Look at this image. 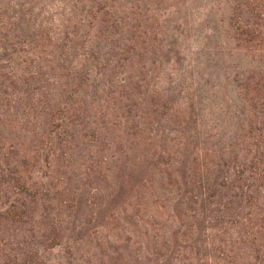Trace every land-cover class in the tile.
<instances>
[{
    "label": "trees",
    "instance_id": "obj_1",
    "mask_svg": "<svg viewBox=\"0 0 264 264\" xmlns=\"http://www.w3.org/2000/svg\"><path fill=\"white\" fill-rule=\"evenodd\" d=\"M84 7L92 26L98 2ZM96 36L68 32L74 45L50 54L45 45L56 41L35 35V60L16 34L0 46V264H38L41 249L77 229L80 206L85 223L97 218L107 232L102 241L99 230L87 235L99 258L86 264H264V81L236 144L214 152L185 132L187 112L144 95L141 84H89L73 55L81 48L82 61L92 60ZM37 60L55 61L54 82L30 68ZM157 113L174 128L152 127ZM13 122L21 141L5 133L17 132ZM121 217L124 228L107 226ZM21 223L28 228L6 234Z\"/></svg>",
    "mask_w": 264,
    "mask_h": 264
},
{
    "label": "rangeland",
    "instance_id": "obj_2",
    "mask_svg": "<svg viewBox=\"0 0 264 264\" xmlns=\"http://www.w3.org/2000/svg\"><path fill=\"white\" fill-rule=\"evenodd\" d=\"M93 1L98 2L99 15L90 26L84 6ZM78 30L97 35L92 60L82 61L81 48L73 55V65L80 62L90 73L89 84L104 87L108 80L113 86L139 83L144 95L154 93L182 113L187 112L185 132L194 130L190 135L194 134L195 144L214 152L223 148L226 153L236 144L243 121L251 116L256 82L264 81V0H0L2 48L6 46L4 37L16 34L35 60L42 51L33 43L35 35L47 32L57 45H45L44 52L58 54L74 45L67 43L66 33ZM73 41L79 43L78 39ZM55 64L47 66L37 60L30 68L41 66L50 84L57 72ZM103 64L112 66V72L102 70ZM58 83L53 86L57 88ZM114 107L121 116L122 102L114 103ZM138 112L132 106L130 118ZM163 114L157 113L159 122L152 127L172 130L174 127L160 116ZM13 126L17 132L7 127L5 133L21 141L18 123L13 122ZM87 210L80 206L74 217L77 229L66 230L60 244L41 249L38 264H86L85 259L97 263L99 257H93L97 248L85 239L96 229L102 241L107 232L99 227L97 218L89 223L82 220ZM116 223L126 226L122 217L107 226ZM26 228L21 223L7 229L6 234L13 236ZM114 233L110 231V237Z\"/></svg>",
    "mask_w": 264,
    "mask_h": 264
}]
</instances>
